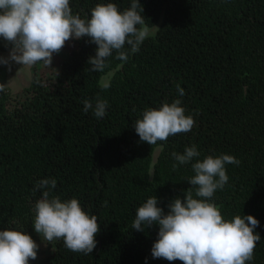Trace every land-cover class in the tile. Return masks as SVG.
Segmentation results:
<instances>
[{"label":"trees","instance_id":"obj_1","mask_svg":"<svg viewBox=\"0 0 264 264\" xmlns=\"http://www.w3.org/2000/svg\"><path fill=\"white\" fill-rule=\"evenodd\" d=\"M108 2L120 11L131 4L70 0V7L90 18L96 4ZM139 3L145 24L159 27L127 61L113 51L102 72L90 71L97 46L88 37L70 39L57 73L34 74L20 96L0 83V230L34 229V205L44 191L34 188L51 178L57 184L50 196L78 199L97 216L100 231L90 254L54 240L42 264H182L152 257L158 225L141 232L132 223L151 196L165 213L188 188L195 198L188 184L195 160L179 165L171 154L196 145V159L227 154L239 161L225 165L229 179L212 202L225 219L259 221L254 231L261 239L248 264H264V0ZM110 71V87L103 89L100 78ZM98 97L108 102L102 118L83 109L85 99L94 105ZM174 99L194 127L154 145L142 142L135 121L146 108Z\"/></svg>","mask_w":264,"mask_h":264},{"label":"clouds","instance_id":"obj_2","mask_svg":"<svg viewBox=\"0 0 264 264\" xmlns=\"http://www.w3.org/2000/svg\"><path fill=\"white\" fill-rule=\"evenodd\" d=\"M142 12L139 0H131L124 11L112 2L98 3L90 10V18L73 14L70 0H0V38L12 45L8 57H0V65L15 62L31 66L42 62L49 66L53 54H58L67 41L88 37L97 46L95 55L88 59L90 71L102 72L113 51L116 59L127 61L129 54L138 52L150 37ZM109 87L110 82L102 83L103 89ZM177 90L184 95L179 85ZM82 103L84 111L91 109L97 118L104 117L108 108L107 100L99 97L94 105L88 99ZM194 125L181 100L174 99L162 102L159 108H146L133 126L142 142L154 145L189 132ZM171 155L179 165L195 160L191 163L194 175L188 179V184L195 186V198L192 188H188L183 200L177 197L167 205V213L157 206L155 196L136 209L134 230L143 232L153 224L159 226L151 247L152 257L179 260L182 264H248L261 239L254 231L259 221L251 215L225 219L220 206L212 202L214 193L229 179L225 165L239 161L227 154L196 159L200 156L196 145ZM56 184L55 179L47 178L35 185L34 191H44L34 205V230L48 242L62 239L68 250L90 254L100 231L98 218L86 212L76 198L62 201L59 196H50ZM23 229L0 230V264H29V260L37 258L38 245Z\"/></svg>","mask_w":264,"mask_h":264},{"label":"rangeland","instance_id":"obj_3","mask_svg":"<svg viewBox=\"0 0 264 264\" xmlns=\"http://www.w3.org/2000/svg\"><path fill=\"white\" fill-rule=\"evenodd\" d=\"M151 32V35L147 39H151L154 37L157 29L159 27V22H157L153 26H148ZM12 45L8 44L0 38V57L7 58L10 52ZM70 40L65 43V46L58 54H53L52 63L49 66L44 65L42 62L34 65H20L15 62H10L9 66L0 65V83L3 87H5L13 96H20L22 94L23 89L27 87L28 80L34 74L38 76H48L50 74L57 73L60 66L61 58L64 57L69 49H70ZM114 71H110L107 74L103 75L100 78V84L105 81L110 80ZM159 152V148L155 149L153 153V159L157 157ZM14 229L19 230V227ZM24 230V229H23ZM32 239L37 243V258L35 260H29V264H42V259L53 249V243L44 240L42 234H37L35 230L26 231Z\"/></svg>","mask_w":264,"mask_h":264}]
</instances>
